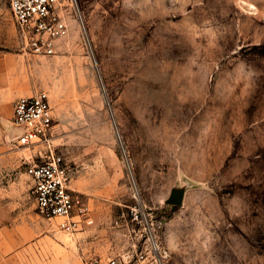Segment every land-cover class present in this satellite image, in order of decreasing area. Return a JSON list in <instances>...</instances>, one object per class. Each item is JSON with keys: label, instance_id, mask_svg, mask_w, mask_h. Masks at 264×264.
<instances>
[{"label": "rangeland", "instance_id": "obj_1", "mask_svg": "<svg viewBox=\"0 0 264 264\" xmlns=\"http://www.w3.org/2000/svg\"><path fill=\"white\" fill-rule=\"evenodd\" d=\"M65 2L38 91L100 198L81 222L103 255L264 264V0Z\"/></svg>", "mask_w": 264, "mask_h": 264}, {"label": "crops", "instance_id": "obj_2", "mask_svg": "<svg viewBox=\"0 0 264 264\" xmlns=\"http://www.w3.org/2000/svg\"><path fill=\"white\" fill-rule=\"evenodd\" d=\"M33 54L19 40L10 0H0V264H84L92 256L108 257L103 255L107 251L101 233L92 226L96 219L81 222L100 198L88 176L66 158L69 188L82 197L90 212L73 217L80 221L73 233L61 230L63 218L48 222L37 212L34 183L26 168L41 161V150L19 145V129L13 125L15 100L40 92ZM57 125L54 122V130Z\"/></svg>", "mask_w": 264, "mask_h": 264}, {"label": "built area", "instance_id": "obj_3", "mask_svg": "<svg viewBox=\"0 0 264 264\" xmlns=\"http://www.w3.org/2000/svg\"><path fill=\"white\" fill-rule=\"evenodd\" d=\"M65 0H10V8L21 43L36 55L50 56L56 52L57 41L69 34L64 10ZM73 4V3H72ZM13 125L19 129V145L44 144L40 162L27 164L37 202V212L44 218H63L62 230L75 232L80 221L90 212L82 197L69 188L70 169L65 157L52 144L54 115L45 92L18 97L14 102ZM145 252L129 250L118 256H92L84 264H151Z\"/></svg>", "mask_w": 264, "mask_h": 264}, {"label": "water", "instance_id": "obj_4", "mask_svg": "<svg viewBox=\"0 0 264 264\" xmlns=\"http://www.w3.org/2000/svg\"><path fill=\"white\" fill-rule=\"evenodd\" d=\"M183 199V191L180 189L173 190L167 202L171 204H181Z\"/></svg>", "mask_w": 264, "mask_h": 264}]
</instances>
